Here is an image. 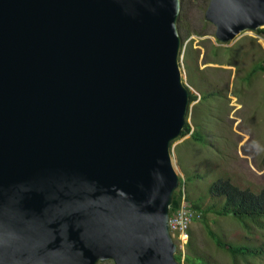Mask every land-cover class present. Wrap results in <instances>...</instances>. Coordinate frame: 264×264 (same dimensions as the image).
<instances>
[{
	"label": "water",
	"instance_id": "1",
	"mask_svg": "<svg viewBox=\"0 0 264 264\" xmlns=\"http://www.w3.org/2000/svg\"><path fill=\"white\" fill-rule=\"evenodd\" d=\"M181 8L0 0V264H179ZM205 19L231 44L264 29V0H211Z\"/></svg>",
	"mask_w": 264,
	"mask_h": 264
},
{
	"label": "rangeland",
	"instance_id": "2",
	"mask_svg": "<svg viewBox=\"0 0 264 264\" xmlns=\"http://www.w3.org/2000/svg\"><path fill=\"white\" fill-rule=\"evenodd\" d=\"M210 1L182 0L179 18L184 80L191 89L187 124L202 138L197 141L191 132L173 148L175 169L185 182L182 191L186 190L191 211L193 203L204 210L223 207L224 202L210 196L218 180L254 195L264 191V52L250 33L231 44L218 43L215 27L205 19ZM204 218L205 223L191 221L185 246L174 240L182 264L191 254L189 248L208 264H264V255L233 258L209 236L211 230L228 245L264 252V229L256 224L246 228L232 216L214 212Z\"/></svg>",
	"mask_w": 264,
	"mask_h": 264
},
{
	"label": "trees",
	"instance_id": "3",
	"mask_svg": "<svg viewBox=\"0 0 264 264\" xmlns=\"http://www.w3.org/2000/svg\"><path fill=\"white\" fill-rule=\"evenodd\" d=\"M257 34L264 36V29L258 30ZM202 36V35H201ZM264 70V66L262 67ZM192 132L191 127L187 124L182 137L190 134ZM198 133L192 132V137H194L197 141H201L202 138H197ZM182 182V181H181ZM185 184V182H184ZM183 182L180 186L179 192H176L173 199V204L171 207V214L176 213L181 205L182 197H186V190L183 193ZM210 196L213 199H218L221 202H224L223 207L219 210H214V208H208L204 210L200 204L193 203L192 211L200 216V213L203 217H200V221L205 223V214L208 212H214L217 215H225L232 216L240 222L244 224L246 228H249V224H256L260 229H264V191L260 194H252L249 191H242L238 187H235L229 181L224 182L223 180L216 181L211 189ZM188 201V200H187ZM189 202V201H188ZM209 236L215 245L223 251L229 253L233 258L242 257V258H255L261 257L264 255V252L260 249H253L246 246H232L228 245L221 240L219 235L215 234L211 230H209ZM190 255L186 258V264H208L206 258L199 257L198 255H192V250L189 248ZM176 260L179 264H182V254L178 252L176 255Z\"/></svg>",
	"mask_w": 264,
	"mask_h": 264
},
{
	"label": "built area",
	"instance_id": "4",
	"mask_svg": "<svg viewBox=\"0 0 264 264\" xmlns=\"http://www.w3.org/2000/svg\"><path fill=\"white\" fill-rule=\"evenodd\" d=\"M253 38H256L264 47V37L259 34L250 33ZM197 216L187 207L186 197H182L181 205L176 213H173L169 219V229L173 240H177L179 243H188L189 235L188 230L191 225V221L194 222Z\"/></svg>",
	"mask_w": 264,
	"mask_h": 264
},
{
	"label": "crops",
	"instance_id": "5",
	"mask_svg": "<svg viewBox=\"0 0 264 264\" xmlns=\"http://www.w3.org/2000/svg\"><path fill=\"white\" fill-rule=\"evenodd\" d=\"M262 37H264V36H262ZM255 40H257L256 38H254ZM257 44H258V46L261 48V50L264 52V47H263V45L261 44V42L260 41H258L257 40ZM264 66V62H263V65H262V67Z\"/></svg>",
	"mask_w": 264,
	"mask_h": 264
},
{
	"label": "bare ground",
	"instance_id": "6",
	"mask_svg": "<svg viewBox=\"0 0 264 264\" xmlns=\"http://www.w3.org/2000/svg\"><path fill=\"white\" fill-rule=\"evenodd\" d=\"M177 160V159H176ZM173 165H174V160H173ZM174 168H175V165H174ZM176 170V169H175Z\"/></svg>",
	"mask_w": 264,
	"mask_h": 264
},
{
	"label": "clouds",
	"instance_id": "7",
	"mask_svg": "<svg viewBox=\"0 0 264 264\" xmlns=\"http://www.w3.org/2000/svg\"><path fill=\"white\" fill-rule=\"evenodd\" d=\"M174 243L176 244V242L174 241ZM176 246H177V244H176Z\"/></svg>",
	"mask_w": 264,
	"mask_h": 264
}]
</instances>
